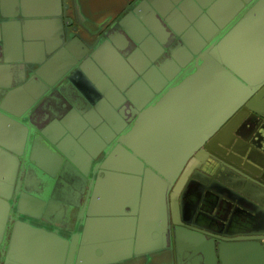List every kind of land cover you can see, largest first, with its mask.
I'll use <instances>...</instances> for the list:
<instances>
[{
  "label": "water",
  "instance_id": "1",
  "mask_svg": "<svg viewBox=\"0 0 264 264\" xmlns=\"http://www.w3.org/2000/svg\"><path fill=\"white\" fill-rule=\"evenodd\" d=\"M0 264H264V0H0Z\"/></svg>",
  "mask_w": 264,
  "mask_h": 264
},
{
  "label": "flooded vegetation",
  "instance_id": "2",
  "mask_svg": "<svg viewBox=\"0 0 264 264\" xmlns=\"http://www.w3.org/2000/svg\"><path fill=\"white\" fill-rule=\"evenodd\" d=\"M102 11V9H99L98 10V12H101ZM121 50H125L126 52H134V51H136L137 50V48L136 47H134V45L132 46H130V49H127L128 48V46H127V44L126 43H122L121 44ZM124 50H123V52H124ZM124 55V54H123ZM125 56V55H124ZM127 58V57H126ZM139 59H140V57H139ZM141 60H143V62H145V59L144 58H142ZM81 74L80 75H76L75 77H74V79L75 80H77V79H81ZM85 82H83L82 83V87H83V85L84 84H86L87 83V81H86V79H83ZM109 81H113V79H111V80H109ZM114 88H115V92L116 93H118L119 92V90L114 86ZM83 89V88H82ZM86 91H88L89 93H93V91L90 89V88H87L86 89ZM93 94H96V95H99L100 93H98L97 91L96 92H94ZM96 98V97H95ZM102 99H104V97L103 96H101V98L99 99L100 101L102 100ZM52 100H54V102H52L51 104H46V105H44L43 107H62V104L60 103V99H58V100H55V99H52ZM76 113H78V112H76ZM78 117H80L81 118V116L78 114L77 115ZM82 119V118H81ZM38 187V186H37Z\"/></svg>",
  "mask_w": 264,
  "mask_h": 264
}]
</instances>
